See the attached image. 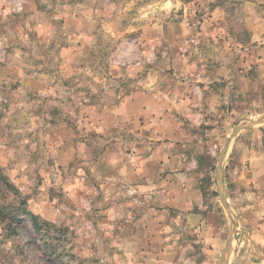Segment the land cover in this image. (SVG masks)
Returning <instances> with one entry per match:
<instances>
[{
  "label": "clouds",
  "instance_id": "9594fccd",
  "mask_svg": "<svg viewBox=\"0 0 264 264\" xmlns=\"http://www.w3.org/2000/svg\"><path fill=\"white\" fill-rule=\"evenodd\" d=\"M0 264H264V0H0Z\"/></svg>",
  "mask_w": 264,
  "mask_h": 264
}]
</instances>
